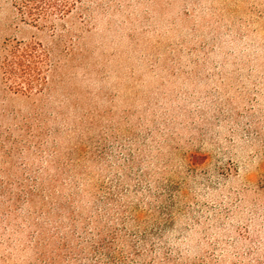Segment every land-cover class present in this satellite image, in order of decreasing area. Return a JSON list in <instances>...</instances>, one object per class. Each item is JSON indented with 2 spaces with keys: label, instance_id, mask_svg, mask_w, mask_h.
Wrapping results in <instances>:
<instances>
[{
  "label": "rangeland",
  "instance_id": "1",
  "mask_svg": "<svg viewBox=\"0 0 264 264\" xmlns=\"http://www.w3.org/2000/svg\"><path fill=\"white\" fill-rule=\"evenodd\" d=\"M56 1L0 0L50 64L0 68V264H264V0Z\"/></svg>",
  "mask_w": 264,
  "mask_h": 264
},
{
  "label": "trees",
  "instance_id": "2",
  "mask_svg": "<svg viewBox=\"0 0 264 264\" xmlns=\"http://www.w3.org/2000/svg\"><path fill=\"white\" fill-rule=\"evenodd\" d=\"M56 0H21L22 14L38 25L41 22L61 19L64 13L57 9ZM0 68L7 81H10L16 90L24 94H32L43 91L47 82L49 69L48 53L39 42H16L5 47L1 58ZM94 247V263L105 264L98 254L103 253L108 257L110 264H130L123 259H116L110 253L111 246L106 240L96 241Z\"/></svg>",
  "mask_w": 264,
  "mask_h": 264
}]
</instances>
